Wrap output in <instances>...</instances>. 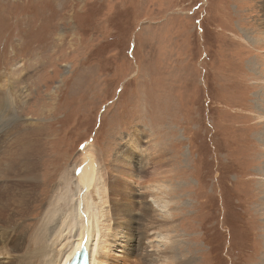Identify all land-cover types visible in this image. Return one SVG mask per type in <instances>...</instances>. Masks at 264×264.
Masks as SVG:
<instances>
[{
  "label": "rangeland",
  "instance_id": "1",
  "mask_svg": "<svg viewBox=\"0 0 264 264\" xmlns=\"http://www.w3.org/2000/svg\"><path fill=\"white\" fill-rule=\"evenodd\" d=\"M263 1L0 0V100L20 117L2 149L41 128L23 229L91 160L132 208L112 264H148L163 234L191 264H264Z\"/></svg>",
  "mask_w": 264,
  "mask_h": 264
},
{
  "label": "bare ground",
  "instance_id": "2",
  "mask_svg": "<svg viewBox=\"0 0 264 264\" xmlns=\"http://www.w3.org/2000/svg\"><path fill=\"white\" fill-rule=\"evenodd\" d=\"M262 5L264 6V1ZM11 104H13L11 98L0 100V254H3L0 264H68L72 257H78L82 249L88 252L90 264H112L113 255L116 253L114 248L118 247L121 238L120 228H131L133 224L131 206L122 207L117 204L123 191L122 184L117 185L119 177H116L120 172L116 171L114 166L112 167L114 169L109 170L114 177L113 183L111 180L106 182L101 166L87 160L74 177L63 179V185L52 205L41 213L39 226L30 233L23 229V223L30 212L28 208L31 210L35 201L33 200L35 191L39 186L34 162L36 161L35 142H37L38 130L41 128L37 129L32 123L22 126V134L17 142L18 149L3 150L2 147L20 131L17 127L20 117L11 108ZM260 116L264 117V113L260 112ZM156 147L152 145L149 148V155L142 158L144 164H149V159L156 153L157 158L160 157L162 153L158 152ZM126 154L125 152L124 157L118 155L117 160L119 161L120 158L130 160L132 155ZM156 164L153 163L152 167ZM152 170L157 173L156 168ZM160 181L158 176H154L149 179L150 185L145 184L147 189L140 188L144 202L149 193L153 196L155 189L161 187L157 185V183L161 184ZM73 183L75 190L69 186ZM143 206L145 213L147 210L149 213V205L146 203ZM150 208L152 209V206ZM124 209H127L126 212H118ZM116 211L118 219L114 218ZM121 219L126 221L123 227L120 223ZM144 219H149L148 224H150L151 232L146 233L147 235L156 232L155 229H160L158 234L162 231V227L151 220V217ZM159 240L165 242V245L158 248L152 244L153 242L151 243L155 249H149L152 252L148 254V264H191L181 251L179 243L182 241L178 234L174 236L163 234ZM127 242L129 244L130 240L128 239ZM144 257L146 258L145 255Z\"/></svg>",
  "mask_w": 264,
  "mask_h": 264
}]
</instances>
